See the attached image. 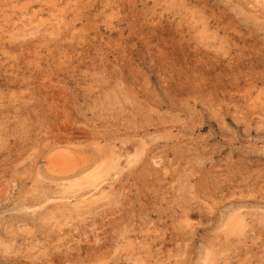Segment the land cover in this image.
<instances>
[{"label":"rangeland","instance_id":"1","mask_svg":"<svg viewBox=\"0 0 264 264\" xmlns=\"http://www.w3.org/2000/svg\"><path fill=\"white\" fill-rule=\"evenodd\" d=\"M0 264H264V0H0Z\"/></svg>","mask_w":264,"mask_h":264},{"label":"bare ground","instance_id":"2","mask_svg":"<svg viewBox=\"0 0 264 264\" xmlns=\"http://www.w3.org/2000/svg\"><path fill=\"white\" fill-rule=\"evenodd\" d=\"M24 36V35H23ZM80 192V191H79ZM239 218V217H238ZM213 259V258H212ZM103 260V259H102Z\"/></svg>","mask_w":264,"mask_h":264}]
</instances>
